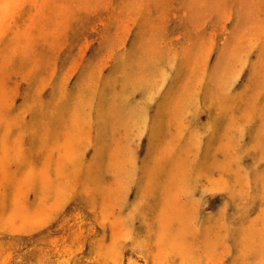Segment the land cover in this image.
Returning a JSON list of instances; mask_svg holds the SVG:
<instances>
[{"label":"rangeland","instance_id":"obj_1","mask_svg":"<svg viewBox=\"0 0 264 264\" xmlns=\"http://www.w3.org/2000/svg\"><path fill=\"white\" fill-rule=\"evenodd\" d=\"M0 264H264V0H0Z\"/></svg>","mask_w":264,"mask_h":264},{"label":"bare ground","instance_id":"obj_2","mask_svg":"<svg viewBox=\"0 0 264 264\" xmlns=\"http://www.w3.org/2000/svg\"><path fill=\"white\" fill-rule=\"evenodd\" d=\"M163 88V87H162ZM3 214V213H2Z\"/></svg>","mask_w":264,"mask_h":264}]
</instances>
